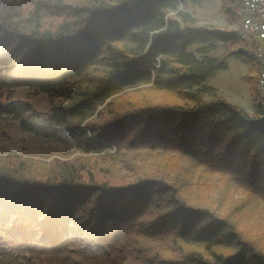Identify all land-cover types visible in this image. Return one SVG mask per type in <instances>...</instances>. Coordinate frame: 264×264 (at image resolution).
<instances>
[{
  "label": "trees",
  "instance_id": "trees-1",
  "mask_svg": "<svg viewBox=\"0 0 264 264\" xmlns=\"http://www.w3.org/2000/svg\"><path fill=\"white\" fill-rule=\"evenodd\" d=\"M200 1L0 0V264H264L261 220L240 226L264 215L259 64L184 10ZM230 59L251 111L206 85ZM175 162L218 175L216 203Z\"/></svg>",
  "mask_w": 264,
  "mask_h": 264
},
{
  "label": "rangeland",
  "instance_id": "rangeland-1",
  "mask_svg": "<svg viewBox=\"0 0 264 264\" xmlns=\"http://www.w3.org/2000/svg\"><path fill=\"white\" fill-rule=\"evenodd\" d=\"M184 10L188 11L190 14L194 16V18L197 20L199 25H205V26H211L214 28L227 30V31H235L238 27V25H229L228 22L224 19V17L220 14V1L219 0H201L196 5H189ZM237 15V14H236ZM231 26V27H230ZM242 45V44H241ZM239 45V47H241ZM221 52L217 53L219 55ZM247 74V69L245 65L234 59H230L227 62V68L225 70H221L214 75L210 76L206 80V85L211 86L216 89L218 94L223 97L226 101L229 103L235 104L240 106L246 111H251V105H252V99H251V93L249 90V86L247 82L244 80V76ZM17 97L20 100H25L26 98V91L20 90L17 92ZM156 95H154L152 92H142L140 91L137 94H132L128 99L131 101H140V100H148L152 101L154 100ZM33 105L39 109L40 111H46L48 108L47 101L44 97L35 98L33 100ZM122 103V102H121ZM40 141L38 140H29V145L34 146L33 148H39ZM142 157L143 155L139 156L137 154H132V156H126V159L131 161L132 157ZM159 160V159H158ZM161 165L164 166V163L161 161ZM139 165V167L146 166L143 161ZM147 163V162H146ZM151 165L160 166L159 161L151 160ZM185 164L181 162H175L174 167L175 171L180 169L183 171L186 175H192L196 180H191V183L187 188V190L193 192L195 191L197 193H200L199 190L196 188L199 186L194 187V182L200 181L202 184H204L206 187L205 191L202 192V201L203 198L205 199V202H215L220 198L222 195V190L224 188V184L221 181V178L218 175H209L207 173H202L200 170H191L187 168H184ZM224 195V194H223ZM244 202L245 205H248L247 197L244 194H238L237 192H232L230 197H228V201H226V207L228 206H234L237 203ZM227 210V209H224ZM259 208H251L247 211L246 215V222L243 224H240V226H245L251 230V225L256 222L255 218L261 220V226L264 227V215H261L258 213ZM248 216H250L251 220H249Z\"/></svg>",
  "mask_w": 264,
  "mask_h": 264
},
{
  "label": "built area",
  "instance_id": "built-area-1",
  "mask_svg": "<svg viewBox=\"0 0 264 264\" xmlns=\"http://www.w3.org/2000/svg\"><path fill=\"white\" fill-rule=\"evenodd\" d=\"M236 13L240 23L236 29L239 42L252 53L259 64L257 86L259 102L264 108V0H240Z\"/></svg>",
  "mask_w": 264,
  "mask_h": 264
}]
</instances>
